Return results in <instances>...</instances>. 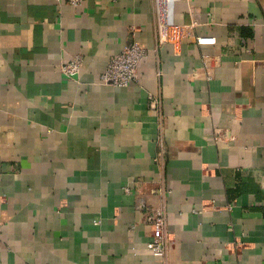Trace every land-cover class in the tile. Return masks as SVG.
Masks as SVG:
<instances>
[{
  "label": "crops",
  "instance_id": "1",
  "mask_svg": "<svg viewBox=\"0 0 264 264\" xmlns=\"http://www.w3.org/2000/svg\"><path fill=\"white\" fill-rule=\"evenodd\" d=\"M173 7L200 24L158 44L153 0H0V264H264V0ZM134 39L139 80L101 82Z\"/></svg>",
  "mask_w": 264,
  "mask_h": 264
},
{
  "label": "built area",
  "instance_id": "2",
  "mask_svg": "<svg viewBox=\"0 0 264 264\" xmlns=\"http://www.w3.org/2000/svg\"><path fill=\"white\" fill-rule=\"evenodd\" d=\"M83 1L66 0L71 6H78ZM173 3L174 0H153V22L158 44H176L190 34L186 28L196 27L200 24V20L195 17L188 25L177 24L174 18ZM195 40L200 45L214 43V38L211 36H196ZM146 54V48L142 47L135 39L132 40L120 52L110 57L104 72L100 75V81L113 86H126L131 82L138 81V65ZM82 64L83 57L77 54L61 65V71L64 76L72 77L79 73ZM149 100V107L155 109L156 102L159 101L158 96L150 97ZM136 207L144 212V222L150 227L151 239L147 242L146 247L155 255H162L165 252L169 234L164 208L162 206L151 207L144 199H140Z\"/></svg>",
  "mask_w": 264,
  "mask_h": 264
}]
</instances>
